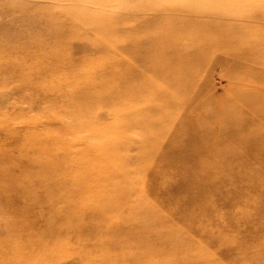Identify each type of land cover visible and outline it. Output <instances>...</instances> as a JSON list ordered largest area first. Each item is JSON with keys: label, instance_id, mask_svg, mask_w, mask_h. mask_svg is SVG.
Wrapping results in <instances>:
<instances>
[{"label": "rangeland", "instance_id": "1", "mask_svg": "<svg viewBox=\"0 0 264 264\" xmlns=\"http://www.w3.org/2000/svg\"><path fill=\"white\" fill-rule=\"evenodd\" d=\"M249 106L264 0H0V264H264Z\"/></svg>", "mask_w": 264, "mask_h": 264}, {"label": "bare ground", "instance_id": "2", "mask_svg": "<svg viewBox=\"0 0 264 264\" xmlns=\"http://www.w3.org/2000/svg\"><path fill=\"white\" fill-rule=\"evenodd\" d=\"M86 93H87V95H89L88 94V91H86ZM90 97H93V93L91 92V94L89 95ZM89 96H87V98H89ZM86 98V96H85V99H87ZM103 99H107L106 98V95H104V98ZM87 107V106H86ZM88 108L90 109V107L88 106ZM247 110H248V113L250 114V115H252V116H254L255 118H260L261 117V121L262 122H264V106L262 107V108H259V109H255V108H253V107H251V106H249L248 108H247ZM231 138H235L234 137V135L231 137ZM261 154H263L262 152H260ZM181 164V163H180ZM184 165V164H183ZM184 166H186V168H189L190 170H191V174L192 173H196V174H198L199 173V175L201 174L200 172L201 171H203V168L202 167H204L205 165H200V168L202 169H196V172H195V167H197V165H195V166H188V165H184ZM188 166V167H187ZM181 167H182V164H181ZM185 168V167H184ZM246 168H244L243 167V170H245ZM263 171H264V167H263ZM185 172L186 173H188L186 170H185ZM233 174H234V172H233ZM201 177H204V176H201ZM206 177H204L203 179H205ZM235 178V177H234ZM233 177L231 178V180H235ZM203 179H200V180H198L197 181V183H198V185H199V188H201V190H200V193L201 192H203L204 190H207V187H206V182L207 181H209L208 179H206V180H203ZM237 181H239L238 179H236ZM242 179H240V181L239 182H242L243 180H245L246 181V183H247V178H243V180L241 181ZM237 181H234V182H236V183H238ZM204 182V183H203ZM197 183H195V184H197ZM203 183V184H202ZM204 185H205V187H204ZM254 188H256V187H254ZM242 189V188H241ZM241 189H240V191H241ZM253 190H255V189H253ZM198 191V190H197ZM242 192V191H241ZM240 192V193H241ZM256 208H258V205H257V207ZM143 220V217L142 218H139V219H137L136 220V222L138 223V227L136 226V230H133V232H131V236L133 237V239L135 238V235L137 234L136 232H139L141 229H142V231H144V227H143V225H142V221ZM135 223V222H134ZM131 224V223H130ZM130 224H128V226L130 225ZM122 225V224H121ZM133 228V227H132ZM138 235V234H137ZM143 235H145V234H143ZM130 236V237H131ZM167 243V242H166ZM115 244V243H114ZM109 245H110V243H109ZM113 244H111L110 245V248L109 249H112L113 247H115V246H117V245H114V246H112ZM173 258H174V256H172ZM103 259H105V257L103 258ZM168 259H166V260H163V261H160L159 263L160 264H170V263H167L166 261H167ZM173 260V259H172ZM103 261V260H102ZM106 261V260H105ZM108 261H112L114 264H118L119 262H120V260L119 259H108ZM179 261H182V260H179ZM107 262H104V264H106ZM101 264H103V262L101 263Z\"/></svg>", "mask_w": 264, "mask_h": 264}]
</instances>
